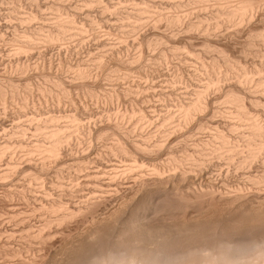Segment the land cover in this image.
<instances>
[{
	"label": "bare ground",
	"instance_id": "bare-ground-1",
	"mask_svg": "<svg viewBox=\"0 0 264 264\" xmlns=\"http://www.w3.org/2000/svg\"><path fill=\"white\" fill-rule=\"evenodd\" d=\"M32 2L35 3V8L30 11L27 10L28 12H23L21 6L12 3V6H10L11 14L17 22L6 23L8 26L16 28L11 38L14 46L8 55V61L11 62V71L8 69L10 71L9 78L6 81L0 80V110L5 113L7 108L12 105L11 108H17L13 119L17 117L24 118H18L19 121H13L12 125L7 127L5 117L1 115L0 111V128L4 134V140L0 141V161L2 162L5 157L8 159L7 167L0 169V184L14 186L7 188L2 198L4 201L0 200V264H264V0H164L167 7L174 8L170 10L171 12H169V8L167 12L165 6L162 7L159 4V0H121L122 10L119 8L121 6L113 7L103 0H82L76 8L78 10L75 9L76 11L69 9L70 3H68V0H46L44 2L46 12L38 2ZM161 2L163 1L161 0ZM183 7L192 10L186 9L191 12L192 18L190 16L189 19H186L187 15L186 17L183 15L185 12L188 13L186 10L182 14L179 13L183 11ZM175 9L176 11L173 12ZM177 10L180 11L177 12ZM203 11L205 12L202 14ZM93 12L94 14L96 12L100 14L98 16L101 17V21L102 17L106 21L107 17L114 18L112 14H122L121 17L117 15L120 17L117 18L121 21H118L120 24L116 26V29L120 30L121 36L118 33V37L115 36L118 39H120V36L122 41L126 43L130 39L128 34L133 35H131L133 40L137 33H140L139 30L143 31L140 28L149 23L150 26L153 24L155 27L161 26V28L163 24L172 33L171 36L166 35H169L170 32L160 35L159 31V35L155 32L156 36L152 31L153 38H149V34L148 38L146 34L145 36L142 35L145 39L141 38L143 41L135 44L140 53L127 58L123 56L124 54L123 57L119 54L120 57L117 60L115 59L113 65L109 64L110 66L106 65L105 57L96 54L97 56L91 59L95 61L94 67L102 70L101 72L108 79H117V77L119 79L121 76L132 82L137 79L133 77L132 72L137 64V67H139L136 70H141L139 61L143 59L141 55L144 49H152L151 51H153L158 48V54H160L154 55L161 58L162 62L171 60L172 56L180 58L182 55L185 59L187 56L197 63V65L195 64L197 66L196 70L193 68V75L196 79L191 78L192 83H188L192 84L193 87L185 90L188 95L186 94L184 98L180 94L183 99L176 104L174 103V108H168L167 106L165 112L162 110L163 113L158 114V117L154 120L156 131L150 132L148 130L150 133L147 132V135L143 133L144 136L141 139H137L135 136L137 128H144V125L152 119L150 116V118L148 117L143 108L129 107L130 109L123 111H120V109H117L118 111L114 109L97 110V114L101 111V123L97 127L94 125L95 128H92L90 123L84 120L83 117L85 116L82 117V113L80 114L76 110L77 106L72 111L58 109L63 100V104L66 103L65 100L73 102L70 88L68 86V89L65 86L61 78L55 79L50 75H46L47 83L38 87L42 95H51V97L57 99V101L54 99L53 102L59 103L56 104L58 111L55 110L56 108L47 110L44 107L45 105H39L40 103L38 105L31 104L34 101V97L30 100L33 91H29V88H25L18 83L21 82L20 80L17 82L14 79L16 75H23L28 72L30 66L24 62V59L33 56V54L37 56L35 54L37 47L42 49L43 45H48V47L49 45L56 47L60 45L61 47L62 43L74 41V39L81 42L89 34V30L98 29L96 27L100 26L101 21L92 15ZM193 12L198 13L196 17V14H194L195 18H193ZM206 12L209 14L206 15ZM83 13L86 14V18L84 17V20L81 19L82 22H80L78 18ZM4 25L0 23V43L4 40V35L1 34V27ZM226 28H232V30L234 28L235 31L228 34V31L224 30ZM179 30H183L182 34L186 38L182 35H180V38L183 37L184 41L187 37L191 38L195 34L196 36L199 34V37L203 35L201 37L204 39L201 40L202 47L199 49L195 46L196 44H192L193 41L190 38H188L189 42L187 43L177 41V38L181 40L179 39L181 32ZM177 31H179V34ZM222 31L226 32L223 33L224 36L227 34V36H233L236 33L240 34L242 31V33H247V37H243V47L240 48L242 45L238 46L239 43H237V47L235 46V49L239 47L241 52L238 50H235L238 53L233 52L234 46L232 45L234 44L232 43H230L231 48L227 42L226 44L220 41L218 42L221 44L217 43L218 39H214L213 36H219L218 33ZM223 34L220 36H223ZM174 35H178L177 38H171ZM136 39L135 42L137 43L138 40L136 41ZM171 40L174 42H171ZM83 41L85 43V40ZM80 42L79 45L82 44ZM132 42H129L130 45H132ZM171 43L174 44L171 45ZM118 45H115V47L118 48ZM111 46L113 45H109V47ZM119 46V50H121L122 45ZM40 48H37V51ZM57 50L59 51V49ZM253 53L256 54L254 58L257 59L254 60L253 58L254 62L252 63L253 60H249V58L250 56L253 57ZM103 54L106 56V53ZM183 54L186 56H183ZM156 56H152L154 57L152 60L159 61L155 59ZM184 58L181 60H185ZM195 65H192V67H195ZM67 66L65 70L70 72L72 75L70 77L73 80L78 81L80 89L90 97L99 96L94 83H92V86L89 81L94 72H92V67L79 64L74 67ZM184 67V71L189 70L188 66L185 65ZM181 73L176 74L181 76ZM177 75L173 76L176 78H173V81H178ZM26 78H23V80ZM116 82L115 85L118 83ZM137 82L140 83V81ZM24 84L26 86V82ZM134 84L138 85L136 82ZM178 84L177 82L175 86ZM142 85L144 84L142 83ZM169 85L171 86V83ZM143 88L146 87L143 86ZM172 88H169L172 93L177 92ZM126 91L128 89H125ZM135 91L139 92L136 89ZM149 91L156 92L155 89ZM122 92L125 94L124 90ZM35 93L37 92L35 91ZM142 94L140 99H143V96H146L148 92ZM213 94L216 95L212 98ZM129 95H125V97H129ZM48 96L47 99H49ZM107 97L113 100L115 96L112 94ZM135 97L139 98L138 95H135ZM40 98L44 99V97ZM212 100H215V102ZM211 101L214 102L215 106ZM216 101H218L217 106ZM42 103L46 102L43 101ZM29 109H33V111L29 112ZM153 112H156L155 109ZM29 113L32 115L29 116ZM217 113H221V116L218 115L224 117L223 122L220 121L223 123L221 125L217 124L222 118L213 117ZM209 114H212L213 119H218V122L215 123V120H211L212 117ZM211 121L214 122L211 123ZM193 123H196L195 126L199 131L201 130L200 132L208 131V133L206 132L208 137L205 136L204 139L200 137L201 140L194 141V144L188 140V143L192 145L186 144V140L190 139L187 138L185 140L187 146L179 150L171 149L172 151L170 150V154L168 153L166 161L163 163L158 162L156 154L159 156V152L163 148L164 151L167 144L170 145L172 141L176 140L177 132H182V135L185 128L191 132L193 127L190 126H193ZM195 126L193 129H197ZM189 127L190 129H188ZM187 130H184V132L188 133ZM30 133L33 138H30ZM174 133L176 134L174 135ZM172 135L176 138L173 139ZM109 136H112L114 140L110 143L107 142V148L105 149H107L108 155L112 158L120 155L122 158L125 157L124 160L128 159L130 162L127 165L125 163L126 166L122 167L121 170L117 168V165L113 166V170H111L114 172L110 173L108 183H106L107 181L104 182L103 177H101L104 174L101 176L98 174L99 171L101 172V170L108 167L107 161L101 156L92 155L91 161L97 162L101 170H95L98 172L93 174L87 168L88 172L93 175L89 176L90 180L87 179L89 178L87 175L86 181L93 183V190L91 194H89L90 192L89 195L87 194L88 196L82 195L86 197H82L80 204L71 203L77 199L76 196H80L78 190L84 188L81 185L79 186L78 181L83 184L85 180L82 182L77 180L76 173L79 172L71 173L68 177L70 181L67 180L69 182L63 181V177L53 180V186L59 190L57 193L47 190L48 186L47 189L43 190L47 182H45V175L48 173L50 165L52 167L51 163L57 162L59 166L65 162L63 161L65 157L63 156L62 159L61 156L64 153L63 151L68 152V150H71V152H75L73 148H77L78 145L84 142H89L93 138L106 141ZM171 137H173L172 140ZM71 152L69 151L68 154ZM9 154L11 155L7 156ZM73 154L75 155V153ZM154 154L156 158H154ZM88 158L90 159V157ZM109 158L108 160H110ZM61 160L62 162L59 163ZM77 161L78 163L74 165L75 170H86L85 167L89 163L86 164L83 159L80 161L79 157ZM122 164H124L123 159ZM216 164L221 165H219L220 168L218 167L217 172L218 177L221 176V181H223L221 186L215 185L213 178L211 180L214 184L210 183L211 181L205 184L206 181H203L204 183L202 182L201 185L198 184L199 182L197 183L199 187L192 186V183L196 182L205 170ZM110 165L109 168L112 167ZM222 165L225 166L222 167ZM224 171L227 173L230 171L243 173L244 180L241 179L242 181H238L239 183L235 180L237 183L232 184L233 181L231 183V180L227 177H222ZM23 172L28 176V179L14 182L16 178L14 177V179L13 176L17 174L21 176ZM129 176L133 177V182L127 188L125 186L126 189H122L120 184ZM104 178L107 180L106 176ZM50 184L52 187V183ZM104 184L108 187H104ZM112 185L116 187H111ZM118 185H120L123 192L119 193ZM39 188L43 190L42 193ZM38 190L39 192H37ZM29 193L36 200V204L31 207L27 204L29 207L26 209L17 207L15 203L13 205L6 202L19 197L24 199L26 203V200L29 199ZM115 195L120 196V202L116 207L110 208L103 216H92V218L90 216V220L86 219L88 224L85 230L83 229L77 234L64 232L59 243L55 242L57 233L64 226L66 227L75 218H85L90 214L92 215L104 203H107V199H112ZM116 198L118 199V197ZM79 202L80 200H78ZM14 240H19L26 245L20 243L19 246H15L14 243L12 244V242H15ZM33 241L35 245L37 243L38 252L24 256V246L26 248L27 246L31 247ZM47 247L48 254L43 251Z\"/></svg>",
	"mask_w": 264,
	"mask_h": 264
},
{
	"label": "rangeland",
	"instance_id": "rangeland-1",
	"mask_svg": "<svg viewBox=\"0 0 264 264\" xmlns=\"http://www.w3.org/2000/svg\"><path fill=\"white\" fill-rule=\"evenodd\" d=\"M17 1V2H16ZM32 1H36V2H38L42 7H43V9H44V12H46L47 10L45 9L46 7L44 6V2H46V0L44 1H42V0H12V2H11V0H7V2H6V0H0V23L1 24H5L6 25V23L8 22H10V23H14V22H17V20L12 16V12H11V10H10V6H12L11 4L13 3V4H16V5H18V6H21V8H22V10H23V12H26L27 10H31V9H34L35 8V3L34 2H32ZM105 3H109V4H111L113 7H118V6H121V7H119L121 10H122V4L120 3V1L121 0H103ZM158 1V0H157ZM163 2H161V0H159V4H161V6L162 7H164L165 8V10L168 12V8L169 7H167L165 4H164V0H162ZM20 2V3H19ZM73 2H74V4H73ZM78 2V3H77ZM80 2H82V0L80 1V0H76V1H72V0H68V3H70L69 4V9L71 10H74V11H76V10H78V9H76L77 8V6H79L80 5ZM158 3V2H157ZM21 4V5H20ZM118 4V5H117ZM162 4H164V5H162ZM8 5V6H7ZM25 6V7H24ZM3 7V8H2ZM31 7V8H30ZM167 7V8H166ZM76 9V10H75ZM174 8H169V12H171L170 10H173ZM187 9V8H186ZM186 9H184V7L182 8V10L183 11H181V12H179V13H184V10H186ZM2 10V11H1ZM71 10V11H72ZM187 10H190V11H192L190 8H188ZM186 10V11H187ZM176 11V9L173 11V12H175ZM178 11H180V10H177V12ZM193 11H195V10H193ZM209 10H207V12H208ZM28 12V11H27ZM95 12V11H94ZM94 12H93V14L92 15H94V17L95 18H97V19H100V21H101V17L100 16H98V15H100L98 12H96L95 14H94ZM188 13H184L183 15H185V17H186V15H187V18L186 19H189L190 18V16H191V12H189V11H187ZM197 12V11H196ZM196 12H193V18H195L197 15H198V13H196ZM205 11H203L202 12V14L204 13ZM205 13L206 15H208L209 13H210V11H209V13ZM122 13V12H121ZM261 13V12H260ZM260 13H258V14H260ZM194 14H196L195 15V17H194ZM204 14V15H205ZM83 15V16H82ZM82 15H79L80 17L78 18L79 19V21L82 19V21L84 20L83 18L86 16V14H82ZM102 15V14H101ZM117 15H119L120 17H121V15L122 14H112V16H114V18L112 19V18H108L107 17V20L106 21H104L103 19V17H102V21L100 22V26H98V27H96V28H98V29H91V30H89L88 31V35H86L85 37L87 38H85V39H83V40H85V43H84V41L82 40L81 42L79 41V40H77V39H74V41H69V42H65V43H62L63 45H61V47H60V45L58 46V47H56V46H50L49 45V47H48V45H45L47 48H44L45 46L43 45V49L42 48H40V47H37V48H40V49H38V51H37V48H36V55L37 56H34V54H33V56L31 55V56H28L27 58H25L24 59V62H26V63H28L29 64V70H28V72L26 73V74H23V75H16L15 77H14V79L18 82V80H20L21 82H18V83H20L23 87H25V88H29L28 90L29 91H33L32 93H31V95H30V100L31 99H33L32 97H34V101H33V103L31 102V104H36V105H38L39 103V105H42V106H44L45 108H47V110L48 109H50V110H54L55 108V110H57L58 111V109H63V110H69V111H72V110H75L74 108H76L75 106H77V108H76V110H78V112L82 115V117L83 116H85V117H83L84 118V120L86 121V122H89L90 123V125H91V127L92 128H95V126L97 127L98 125H100V123H101V117H100V112L101 111H103V110H116V111H118L119 109H120V111H123V110H127V109H130V108H132V107H138V108H143V110H145V112H146V114H148V117L150 116L152 119H151V121L149 122H147L145 125H144V128L143 127H139V128H137V132H135L136 134H135V136L137 137V139H141V138H143L142 136H144V134L145 135H147V132L148 133H150V132H154V131H156L154 128H156L155 127V123H154V120H155V118L156 117H158L157 115L158 114H161V113H163V111L164 110H167V106H168V108L169 107H171V108H174V103L176 104L178 101H180L181 99H183V98H181V97H184L185 98V96H186V91L185 90H187V89H192V84H188V83H192V79H194L195 77H194V72H193V68H194V70H196V65H197V63H195L194 61H192L191 59H189L185 54H183V56H186V59L184 58V57H182V55L180 56V58L182 57V58H184L185 60H186V62H185V60H181L179 57H177V56H172L173 58H171V60L169 59V60H167V61H163L162 62V59L161 58H159V57H157L156 55L158 54V48H155V50H153V51H156V52H153V51H151L152 49H144V52H142V55H141V58H143V59H141V61H139L140 62V65H141V67H140V69L141 70H136L138 67H137V63H135V64H137L136 65V68H133L134 69V71L132 72V74L134 75H132L134 78H137V79H135V80H133V82L130 80H128V78L127 79H125V78H123L124 76H119L120 78L118 79V77H117V79H112V78H109L108 79V77H106V76H104L103 75V72H101L102 70H100V69H98V68H96V67H94L95 66V61L94 60H91V59H94L95 58V56H97V55H101V56H103V57H105L104 58V61H105V63H106V65H108V66H110V65H113L114 64V61H115V59L117 60L120 56L121 57H125L126 56V58L127 57H129V56H133V55H136V54H138V53H140V52H138L139 51V49L137 50V46H135V44H138V43H140V42H142L143 41V39H145V37H143V36H145V34L147 35L146 37L148 38L149 36V38H153L152 36H153V34H151L152 33V31L155 33V32H157V34L159 33V31H160V35H162L163 33H169V35L168 34H166L167 36H171L170 34H172L171 33V30L169 31V29L167 28V27H165L163 24H162V28H161V26H154L152 23V26H150V23L147 25V24H145L143 27H141L140 29H142L143 31H141V30H139L140 31V33H137V36L134 34V36H136V37H134V39L132 40V38H131V35L132 34H128V36L130 37V39L127 41L128 43H126L125 41H122V39H121V32H119L120 30H118V29H116V26H118L119 24H120V22H118V21H121L119 18V16H117ZM116 17V18H115ZM117 17H119V18H117ZM4 18V19H3ZM86 18V17H85ZM106 18V17H105ZM191 18H192V16H191ZM108 19H110V20H108ZM119 19V20H118ZM2 20V21H1ZM6 20V21H5ZM5 21V22H4ZM41 21V20H40ZM82 21H80V22H82ZM108 21V22H107ZM114 21V22H113ZM38 22H39V20H38ZM116 22V23H115ZM7 23V24H8ZM118 23V24H117ZM102 24V25H101ZM2 26L1 27V34H3L4 36H3V38H4V40L3 41H1V43H0V80H2V81H6L7 80V78H9V72L11 71L10 69H11V62H9L8 61V55H9V53H10V50L13 48V42H12V40H11V38H12V36H13V33H14V29L16 28V27H14V26H8V25H6V26ZM161 25V24H160ZM108 26V27H107ZM157 27H159V28H157ZM7 28V29H6ZM103 30H102V29ZM108 28V29H107ZM100 29V30H99ZM150 29H152L151 31H150ZM153 29H155L156 31H154ZM228 28H226V29H224L228 34L229 33H231L232 31L234 32L235 30H234V28H233V30H232V28H230V29H228ZM223 30V31H224ZM231 30V31H230ZM107 31V32H106ZM179 31H181L180 32V34H179ZM179 31H177V33L179 34V39H181V40H178V38H177V36H175L174 35V37H171V38H177L176 40L177 41H184V38L183 37H185L184 36V34H182V31L183 30H179ZM219 32L218 34H219V36H217V35H215L216 37H214L213 36V38L214 39H218L217 40V43L218 44H221L220 42H225V44H226V42H227V44H230V43H232V44H234V45H232V46H234V48L232 49V51L234 52L235 50H238L239 51V47L237 48V49H235V46L237 47V43H239V45L238 46H240V44L242 45V43H244L243 42V37L244 36H246V32H247V28H246V32L245 33H236V32H238V31H236L235 33L236 34H232L233 36H231V35H229V36H227L226 34V36H224V34L223 33H226V32ZM230 31V32H229ZM91 32V33H90ZM99 32H101V33H99ZM113 32V33H112ZM232 32V33H233ZM97 33V34H96ZM107 33V34H106ZM120 35L119 36V38L120 39H118L117 37H118V34ZM176 33V34H177ZM184 33V32H183ZM6 34V35H5ZM91 34V35H90ZM148 34H149V36H148ZM156 34V33H155ZM155 34H154V36H155ZM157 34H156V36H157ZM221 34H223V36H220ZM243 34V35H242ZM109 35H110V37H109ZM117 37H116V36ZM143 35V36H142ZM159 35V34H158ZM180 35H182L183 37L182 38H180L181 36ZM199 34H197V36H196V34H195V36H192L191 38L190 37H187V39L188 38H190V40H192L193 42H192V44L194 43V44H196L195 46H197L199 49L202 47L201 45H202V41L201 40H204V39H202L201 37L203 36V35H200L201 37H199L198 36ZM240 35V36H239ZM6 36V37H5ZM115 36V37H114ZM133 36V35H132ZM140 36V37H139ZM155 36V37H156ZM242 36V37H241ZM89 37H90V40H89ZM128 37V38H129ZM247 37V36H246ZM246 37H245V39H246ZM99 38V39H98ZM137 38V39H136ZM141 38H143V39H141ZM170 38V39H171ZM186 38V37H185ZM199 38H201V39H199ZM204 38V37H203ZM117 39V40H116ZM135 39H136V41H137V43L135 42ZM183 39V40H182ZM185 40L184 42H189V39L188 40ZM234 39V40H233ZM77 40V41H76ZM133 42H132V41ZM141 40V41H140ZM196 40V41H195ZM80 43H82V44H78L79 42ZM93 41V42H92ZM123 43H122V42ZM170 41V40H169ZM174 41H175V39H174ZM174 41H172L171 40V42H174ZM218 41H220V42H218ZM245 41V40H244ZM75 42V43H74ZM104 42V43H103ZM132 42V45H130V43ZM201 42V44L199 45V43ZM241 42V43H240ZM9 43V44H8ZM67 43V44H66ZM93 43V44H92ZM101 43V44H100ZM118 43H119V45H122L121 46V50H119L120 49V46L118 45ZM170 43V42H169ZM168 43V44H169ZM178 43V42H177ZM223 43H222V45H223ZM66 44V45H65ZM88 44H90V45H88ZM98 44V45H97ZM105 44V45H104ZM124 44H125V46H124ZM128 44V45H127ZM133 44H134V46H133ZM174 43H171V45H173ZM190 44V43H189ZM65 45V46H64ZM75 45V46H74ZM109 45H113V46H111L112 48H114L113 50H112V48L111 47H109ZM115 45H118V48H117V46L115 47ZM127 45V46H126ZM76 46H78V47H76ZM81 46V47H80ZM86 46V47H85ZM88 46V47H87ZM129 46V47H128ZM166 46H168V45H166ZM200 46V47H199ZM230 46V48H231V44L229 45ZM51 47V48H50ZM75 47V48H74ZM93 47V48H92ZM101 47V48H100ZM241 47H243V45L242 46H240V48ZM49 48V49H48ZM66 48V49H65ZM95 48V49H94ZM111 48V49H110ZM115 48H116V50H115ZM127 48V49H126ZM196 48V47H195ZM4 49V50H3ZM53 49V50H52ZM57 49H59V51L57 50ZM48 50V51H47ZM74 50V51H73ZM86 50V51H85ZM101 50V51H100ZM104 50V51H103ZM112 52H111V51ZM149 50V51H148ZM46 51V52H45ZM96 51V52H95ZM110 51V52H109ZM127 51V52H126ZM45 54H44V53ZM60 52V53H59ZM83 52V53H82ZM115 52V53H114ZM131 52V53H130ZM137 52V53H136ZM146 52H148V53H146ZM236 53H238L237 51H235ZM239 52H241V49H240V51ZM82 53V54H81ZM98 53H102V54H98ZM103 53H106L105 55L106 56H104V54ZM77 54V55H76ZM81 54V55H80ZM87 54H89L88 56H87ZM97 54V55H96ZM120 54V56H118ZM124 54V55H123ZM131 54V55H130ZM153 54V55H152ZM154 54H156V55H154ZM160 54V53H159ZM158 54V55H159ZM209 55H210V53H208ZM250 55H251V53H249ZM254 54V53H253ZM252 54V55H253ZM47 55V56H46ZM69 55V56H68ZM76 55V56H75ZM123 55V56H122ZM147 55V56H146ZM256 54H254L253 55V57H251L250 56V58H249V60H253V58H254V56H255ZM71 56V57H70ZM152 56H156L155 57V59L156 60H159V61H155V60H152V58H154V57H152ZM207 56V55H206ZM31 57V58H30ZM44 57V58H43ZM73 57H74V59H73ZM85 57V58H84ZM92 57V58H91ZM113 57V58H112ZM176 57V58H175ZM209 57V56H208ZM58 59V61H57V59ZM175 58V59H174ZM252 58V59H251ZM82 59V60H81ZM257 59V58H256ZM255 58H254V60H256ZM33 60V61H32ZM146 60V61H145ZM190 60H191V62H190ZM254 60L252 61V63L254 62ZM43 61H44V63H43ZM55 61V62H54ZM66 61V62H65ZM74 61V62H73ZM78 61V62H77ZM109 61H110V63H109ZM144 61V62H143ZM182 63H181V62ZM9 62V63H8ZM41 62V63H40ZM63 62V63H62ZM138 62V63H139ZM147 62V63H146ZM157 62V63H156ZM160 62V63H159ZM162 62V63H161ZM166 62V63H165ZM94 63V64H93ZM108 63V64H107ZM118 63V62H117ZM141 63H144V64H141ZM174 63V64H173ZM192 63V64H191ZM249 63L251 64V62L249 61ZM41 64V65H40ZM44 64V65H43ZM78 64L79 65H82V66H86V67H92L91 69H92V76L89 78V81H90V83L92 84V83H94V87H96L95 89L98 91V97H90L89 95H87L86 94V92H84L82 89H80L79 88V84L77 83L78 81H75V80H73L72 79V77H70V76H72L71 74H70V72L68 71H66L65 69H67V65H70V66H78ZM87 64V65H86ZM110 64V65H109ZM135 64H133L134 66H135ZM160 64H162V65H160ZM186 65V67L190 70V68H192V70H190V71H192L193 73H191L189 70H183V67ZM196 64V65H195ZM65 65V66H64ZM142 65H144V66H142ZM150 65V66H149ZM164 65V66H163ZM182 65H183V67H182ZM192 65H195V67L193 66L192 67ZM67 66V67H66ZM133 66V67H134ZM177 68H176V67ZM4 67V68H3ZM66 67V68H65ZM143 67V68H142ZM162 67V68H161ZM33 68V69H32ZM57 68V69H56ZM96 68V69H95ZM148 68H150V69H148ZM185 68V67H184ZM186 68V69H187ZM5 71H4V70ZM10 71H9V70ZM32 69V70H31ZM162 69H164V70H162ZM136 70V71H135ZM38 71V72H37ZM55 71H57V72H55ZM159 71V72H158ZM3 72V73H2ZM145 72V73H144ZM163 72V73H162ZM166 72V73H165ZM182 72V73H181ZM188 72V73H187ZM190 72V73H189ZM95 73V74H94ZM144 73V74H143ZM158 73V74H157ZM161 73V74H160ZM176 73H181V76H180V74H176ZM32 74V75H31ZM182 74H183V77H184V79H183V77H182ZM190 74V75H189ZM26 75V76H25ZM36 75V76H35ZM46 75H50L51 77H53V78H55V79H58V78H61L63 81H64V83H65V86L68 88V86H69V91L71 92V96H72V98H73V102H71L70 100H65V102L66 103H64L63 104V102H64V100L62 101V103H61V105H59V107L57 106L59 103L57 102H53L54 101V99L57 101V99L55 98V97H51V95L50 96H48V95H42L41 94V92H39V86H41V85H44V84H46L47 82H46ZM52 75H54V76H52ZM60 75V76H59ZM94 75H95V77H94ZM151 75V76H150ZM178 76V81L177 80H175V81H173L174 79H176V78H174L175 76ZM190 76V78H189V76ZM7 76V77H6ZM20 78H19V77ZM104 76V77H103ZM142 76V77H141ZM174 76V77H173ZM180 76V77H179ZM192 76V77H191ZM4 77V78H3ZM18 77V78H17ZM25 77H27L26 79H24L23 80V78H25ZM42 77V78H41ZM66 77V78H65ZM152 77V78H151ZM189 79H191V80H189ZM106 78V79H105ZM145 81V83H144V81L142 80V79ZM151 78V79H150ZM174 78V79H173ZM22 79V80H21ZM42 79V80H41ZM123 79V80H122ZM139 79V80H138ZM169 79V80H168ZM171 79V80H170ZM181 80V82H180V80ZM196 79V78H195ZM119 80V81H118ZM122 80V81H121ZM158 80V81H157ZM23 81V82H22ZM117 81L118 83H120V84H118L117 82V84L115 85V82ZM129 81V82H128ZM137 81H140V83L139 82H137ZM169 81H170V83H171V86L169 85L170 83H169ZM173 83H172V82ZM24 82H26V86L28 85V87H26L25 86V84H24ZM39 82V83H38ZM75 82H76V86H75ZM95 82H97L96 84H95ZM102 82V83H101ZM108 82V83H107ZM110 82V83H109ZM112 82V83H111ZM132 82V83H131ZM138 83V85L137 84H134L133 85V83ZM144 84V85H142V83ZM152 82V83H151ZM175 82V83H174ZM179 83L178 85H176L175 86V84L176 83ZM31 83V84H30ZM123 83V84H122ZM128 83V84H127ZM158 85H157V84ZM77 84H78V86H77ZM101 84V85H100ZM114 84V85H113ZM145 84H147L146 86H145ZM110 85V86H109ZM142 85V86H141ZM167 85V86H166ZM30 86H31V88H30ZM75 86V87H74ZM92 86H93V84H92ZM137 86H138V88H137ZM143 86L144 87H146V88H143ZM151 86V87H150ZM174 86V87H173ZM185 86H186V89H185ZM189 86H191V87H189ZM78 87V88H77ZM124 87V88H123ZM140 87H142V88H140ZM173 87V88H172ZM177 87V88H176ZM187 87H189V88H187ZM38 88V89H37ZM104 88H106V89H104ZM109 88V89H108ZM112 88V89H111ZM131 88V89H130ZM163 89L162 91H161V89ZM169 88H172L173 90H176L177 92H175V93H172L171 91H170V89ZM125 89H128V91H126L125 92ZM130 89V90H129ZM132 89H134V90H132ZM135 89L136 90H138L139 92H137V91H135ZM146 89V90H145ZM153 89V91H154V89H155V91L156 92H150L149 90H152ZM156 89H158V90H156ZM169 89V90H168ZM182 89V90H181ZM122 90H124V93L125 94H123V92H122ZM140 90H141V92H140ZM144 90V91H143ZM35 91L37 92V93H35ZM76 91V92H75ZM82 91V92H81ZM108 91V92H107ZM130 91V92H129ZM133 91V92H132ZM146 91V92H145ZM161 91V92H160ZM128 92V94H130L129 95V97H125V95L126 96H128V94H126ZM131 92H132V94H131ZM134 92H135V94H134ZM147 94V92H148V94L145 96L144 94L145 93ZM170 92V93H169ZM174 92V91H173ZM39 93H40V95H39ZM75 93H76V95H75ZM102 93V94H101ZM109 93H112L115 97L113 98V100L111 101L110 99H108L109 97H107V96H111L112 94H109ZM116 93V94H115ZM139 93H140V95H139ZM142 93H144V94H142ZM150 93V94H149ZM152 93V94H151ZM162 93V94H161ZM179 93V94H178ZM32 94H33V96H32ZM84 94V95H83ZM123 94V95H122ZM134 94V95H133ZM141 94L142 95H144L143 96V99H140L142 96H141ZM168 94V95H167ZM182 96H181V95ZM184 94V95H183ZM36 95V96H35ZM119 95V96H118ZM133 95V96H132ZM135 95L137 96H139V98L138 97H135ZM188 95V94H187ZM216 94H213L211 97L213 98L214 96H215ZM38 96V97H37ZM47 96H48V98L50 99H47ZM117 96V97H116ZM158 96V97H157ZM181 96V97H180ZM40 97H44V99L43 98H40ZM52 99H51V98ZM104 97V98H103ZM106 97V98H105ZM122 97V98H121ZM145 97V98H144ZM148 97V98H147ZM76 100H75V99ZM80 98V99H79ZM84 98V99H83ZM132 98V99H131ZM134 98V99H133ZM157 98H159V99H157ZM172 98V99H171ZM36 99V100H35ZM165 99V100H164ZM179 99V100H178ZM215 99V98H214ZM46 100V101H45ZM52 100V101H51ZM74 100H75V102H74ZM86 100V101H85ZM97 100V101H96ZM106 100V101H105ZM135 100V101H134ZM142 100V101H141ZM177 100V101H176ZM216 100V99H215ZM215 100H212V101H214L215 102ZM39 101V102H38ZM46 102V103H42V102ZM51 101V102H50ZM118 101V102H117ZM128 101V102H127ZM134 101V102H133ZM211 101V102H212ZM77 102H80V103H77ZM90 102V103H89ZM132 104H131V103ZM214 102H212L213 104H214ZM217 102V104H216V106L218 105V101H216ZM71 103V104H70ZM85 103V104H84ZM92 103V104H91ZM94 103V104H93ZM135 103V104H134ZM147 103V104H146ZM160 103V104H159ZM57 104V105H56ZM68 104H69V106H68ZM87 104V105H86ZM142 104V105H141ZM150 104V105H149ZM154 106H153V105ZM213 104H211V105H213ZM56 105V106H55ZM136 105V106H135ZM156 105H158V106H156ZM165 105V106H164ZM10 106H12V105H10ZM9 106V107H10ZM48 106V107H47ZM151 108H150V107ZM214 106H215V104H214ZM7 108V110L5 111V113H4V111L3 110H0L1 111V115L3 116V117H5V122H6V126L8 127L9 125L11 126L12 125V122L13 121H19V120H17L19 117H17V118H14L13 119V115L15 116V111L17 110V108H15V107H10V108ZM57 107H58V109H57ZM66 107V108H65ZM104 107V108H103ZM130 107V108H129ZM146 107V108H145ZM148 107V108H147ZM65 108V109H64ZM84 109V110H81V109ZM94 108H95V110H94ZM97 108V109H96ZM126 108V109H125ZM155 109V111L156 112H153L154 111V109ZM158 108V109H157ZM161 108V109H160ZM163 108V109H162ZM11 109V110H10ZM118 109V110H117ZM81 110V111H80ZM93 110H94V113L92 114V112H93ZM97 110H101L100 112H98V114H97ZM148 110V111H147ZM163 110V111H162ZM11 111H13V112H11ZM30 111H33V109H29V112ZM83 111V112H82ZM85 111V112H84ZM95 111H96V113H95ZM160 113H159V112ZM11 112V113H10ZM165 112V111H164ZM150 113H151V115H150ZM157 113V114H156ZM11 114H12V116H11ZM31 113H29V116H31L30 115ZM221 114V113H217V114H215L213 117L214 118H217V117H220L219 115ZM6 115V116H5ZM155 115V116H154ZM210 115V114H209ZM208 116V115H207ZM211 117H212V114L210 115ZM215 116H217V117H215ZM223 116V115H222ZM89 117H90V119H89ZM149 117V118H150ZM211 117H209V118H211ZM213 117L211 118V120L213 119ZM22 118H24V117H21V118H19V119H22ZM26 118V117H25ZM88 118V119H87ZM207 119H208V117H206ZM220 118H222V119H220L219 120V122H218V119H213V120H215V123H217L218 122V124L217 125H221V124H223L222 122H223V120H224V117H220ZM16 119V120H15ZM210 120V119H209ZM91 121V122H90ZM217 121V122H216ZM220 121H222V122H220ZM212 122H214V121H211V123ZM8 123V124H7ZM15 123V122H14ZM94 123V124H93ZM96 123V124H95ZM150 123H151V126H150ZM154 123V124H153ZM196 124V123H195ZM195 124L193 123V126L191 125L190 127H193L194 128V126H195ZM95 125V126H94ZM216 125V124H215ZM9 126V127H10ZM146 127H147V129H146ZM153 127V128H152ZM190 127L188 128V129H190ZM196 128H197V126H195ZM191 129V132H190V130H187L186 128L184 129V130H187V131H189L188 133L186 132H184V130H183V134L181 135V133L182 132H177L178 134H180V135H176V137H174L173 135V137H171V140H172V138L173 139H175L176 138V140H174V142L172 141V144H167V146H165L166 148L169 146V148H165V150L163 151V149L161 150V152H159L160 154H159V156H158V154H156L157 155V161L158 162H165L166 161V159H167V157H168V155L170 154V152L172 151L171 149H181V148H183V147H185V146H187L188 144L189 145H192V144H194V141H197V140H199L200 139V137H202L201 139H204L205 138V136L206 137H208V131H206V132H200L199 130H198V128L197 129ZM151 129V130H150ZM157 129V128H156ZM150 132H149V131ZM153 130V131H152ZM193 130V131H192ZM145 131V132H144ZM144 133V134H143ZM139 134V135H138ZM176 133H174V135H175ZM29 135V134H28ZM4 134H3V130L0 128V141H3L4 140ZM30 138H33V137H31V133H30ZM141 136V137H140ZM135 137V138H136ZM180 137V138H179ZM182 137V138H181ZM199 137V138H198ZM179 138V139H178ZM187 138H190V139H187ZM195 138V139H194ZM198 138V139H197ZM187 139V140H186ZM200 139V140H201ZM112 140H114V138L112 137V136H109V139L108 140H106V141H101V140H96V139H94L93 138V140H91V141H89V142H84V143H82L81 145H78V147L77 148H73V150L75 151V152H71V150H68V152H66V151H63L64 153H62L61 154V156H62V159L65 157V160L63 159V161H65L63 164H60L59 166H58V163L57 162H52L51 164H52V167H51V165H50V167H49V170H48V173H51V174H46L45 175V187H44V189L43 190H45V189H47L48 187L50 188L51 187V184L50 183H52V187L49 189H47V190H49L50 192H58L59 190L58 189H56V187H54L53 186V180H55V179H57L58 177H63V181L65 180L66 182H69L70 181V179H68V177H69V175L71 174V173H73V174H75V171L76 172H79V173H76L77 174V176H78V179L77 180H80L81 182L82 181H84L83 182V184L81 183L80 184V182L78 181V183H79V186L81 185V187L83 186L84 188H82V189H77L78 190V193L80 194V196L78 195V193H77V195L79 196V198H78V196H76V198L77 199H75V201H72L71 203L73 204V203H75V204H80L81 203V200H82V197L83 198H85L86 196H88L89 194H91V191L93 190V183H90V181L88 182V180L86 181V178H87V175H88V177L91 175H93L94 173H97L99 170H101L100 168H99V165H98V163L97 162H92L91 160H92V157L93 156H101L102 158H104L105 159V161H107V163H108V167L107 168H105V169H103V170H101V172L99 171L98 172V174L101 176L102 174H104V176H101V177H103V179H104V182L105 181H107L106 183H108V179H109V176L112 174V172H114V171H112L113 170V166H116L117 165V168H119L120 170H121V168L122 167H125L127 164H128V162H130V160L128 161V159H125V160H127L126 162H124L125 160H124V158L125 157H123L122 158V156H120V155H116L114 158H112V156L110 157V155H108V153H107V149H105V148H107V142H112ZM187 142H186V141ZM190 141V143L191 142H193L192 144H190V143H188L189 141ZM199 140V141H200ZM96 143H95V142ZM183 142V143H182ZM185 142H186V144H185ZM198 142V141H197ZM98 143V145H96ZM108 143V144H109ZM171 143V142H170ZM86 145V146H85ZM88 145V146H87ZM92 147H93V149H92ZM98 147V148H97ZM103 148V149H102ZM78 149V150H77ZM83 149V150H82ZM90 149V150H89ZM99 149H100V151H99ZM72 150V151H73ZM82 150V151H81ZM88 150V151H87ZM171 150V151H170ZM69 151L71 152L70 154H68L69 153ZM77 151V152H76ZM87 151V152H86ZM169 151V152H168ZM82 152V153H81ZM99 152V153H98ZM73 153H75V155L73 154ZM77 153V154H76ZM102 155H101V154ZM105 153V154H104ZM107 153V154H106ZM164 153V154H163ZM169 153V154H168ZM71 154H72V156H71ZM97 154V155H96ZM11 154H9V155H7V156H10ZM88 155V156H87ZM93 155V156H92ZM105 155H107V156H105ZM166 155V156H165ZM64 156V157H63ZM154 156H155V154H154ZM164 156V157H163ZM75 157H76V159H75ZM78 157H79V159H80V161L83 159V161L87 164V163H89V165L91 166V167H85L86 168V170H80V171H77V170H75V166L74 165H76V163H78ZM82 157V158H81ZM87 157V158H86ZM88 157H90V159L88 158ZM106 157V158H105ZM110 157V158H109ZM117 157V158H116ZM72 158V159H71ZM108 158L110 159V160H108ZM154 158H156V156L154 157ZM112 159H113V161H112ZM115 159V160H114ZM122 159H123V163L124 164H122ZM121 160V161H120ZM155 160V161H156ZM7 161H8V159H7V157H5V159L4 160H2V162L0 161V163H2L3 164V166H2V164H0V169H2V168H5V167H7ZM67 161V162H66ZM77 161V162H76ZM5 162H6V164H5ZM62 162V160L59 162V163H61ZM75 163V164H74ZM95 163V164H94ZM110 163H111V165H112V167H111V165H110ZM115 163V164H114ZM125 163H126V165H125ZM55 164V165H54ZM92 164V165H91ZM109 165H110V167L111 168H109ZM220 164H216V165H212L211 166V168L209 167L207 170H205V172H204V174H206V175H204V174H202V176L200 177H198V178H200V179H198L197 178V180H196V182H194V183H192L193 185L192 186H196V187H199V185H201V184H203L205 181H206V183L205 184H208L207 182H210V183H213V181L212 180H214V183H215V185L216 184H218V185H220L221 186V182H223V181H221V176H220V178L218 177V170H219V168H220V166H219ZM57 166V167H56ZM223 166H225V165H222V167ZM70 167V168H69ZM96 167H98V168H96ZM219 167V168H218ZM54 170H53V169ZM66 168V169H65ZM87 168L90 170H87ZM214 168V169H213ZM62 169V170H61ZM106 169H107V171H106ZM108 169H112L111 171L110 170H108ZM211 170V172H210V170ZM53 170V171H52ZM60 170V171H59ZM95 170H98L97 172L95 171ZM106 172H105V171ZM118 170V169H117ZM120 170H118V171H120ZM209 170V171H208ZM51 171V172H50ZM87 171V172H86ZM90 173H93V174H90ZM94 171V172H93ZM213 171V172H212ZM60 172V173H59ZM231 172V173H230ZM229 173H227L226 171H224L223 173V176L222 177H227L229 180H231V183H232V181H233V183L232 184H236L238 181L239 182H241L242 180H244V177H243V173L241 174L240 172H238V173H234V171L232 172V171H230ZM88 173V174H87ZM111 173V174H110ZM208 173V174H207ZM226 173V174H225ZM240 173V174H239ZM20 174V173H19ZM80 174V175H79ZM85 175V176H84ZM227 175V176H226ZM228 175H232V177L230 178V176H228ZM233 175H234V177H233ZM237 175V176H236ZM17 176H18V174L17 175H15V176H13V178L15 179V181L14 182H19V181H24V180H26V179H28V176H26L25 175V173L23 172V173H21V176L19 177L18 176V178H17ZM90 176V177H91ZM107 177V180H106V178H104V177ZM203 176H204V178H203ZM240 176V177H239ZM51 177V178H50ZM65 177V178H64ZM82 177V178H81ZM90 177L89 178H87V179H89L90 180ZM208 177V178H207ZM218 177V178H217ZM237 177V178H236ZM211 178H213L212 180H211ZM24 179V180H23ZM133 177L131 178V176H129V178L128 179H125V180H123L124 182H122L120 185H121V187H122V189H124L125 188V186H126V188H127V186L128 185H130L131 184V182H133ZM220 179V180H219ZM242 179V180H241ZM67 180H69V181H67ZM209 180V181H208ZM235 180H237V182L235 181ZM241 180V181H240ZM52 181V182H51ZM130 181V182H129ZM200 181H201V183H200ZM204 181V182H203ZM216 181V182H215ZM199 182V183H198ZM203 182V183H202ZM238 182V183H239ZM85 183H86V185H85ZM128 183V184H127ZM199 185H198V184ZM213 183V184H214ZM125 184V185H124ZM5 184H3V185H1L0 184V200H2V201H4L2 198H3V194L7 191V188L9 189V188H12V187H14L13 185L12 186H10V185H8V184H6L5 186H4ZM120 185H118L117 187H118V189H119V193L120 192H123L122 191V189L120 188ZM8 186V187H7ZM48 186V187H47ZM91 186V187H90ZM107 185L106 184H104V187H106ZM114 186V188L116 187L115 185H112L111 187H113ZM194 186V187H195ZM108 187V186H107ZM52 188H55V189H52ZM78 188H80V187H78ZM125 188V189H126ZM41 188H39V190H40ZM39 190L37 191V192H39ZM43 190L41 189V193L43 192ZM52 190V191H51ZM54 192V193H55ZM82 192V193H81ZM90 192V193H89ZM89 193V194H88ZM30 194V193H29ZM88 194V195H87ZM106 194V193H105ZM82 195H86V196H82ZM29 196V199L28 200H26V203H25V201H24V199H21V198H19V197H15V198H13L12 200H9V201H6L8 204H13L14 205V203H15V205L17 206V207H20V208H22V209H26V208H28L29 206L31 207L32 205H34V204H36V200H34V198L33 197H31L32 195L30 194V195H28ZM116 197H118V199L116 198ZM17 198V199H16ZM115 198V199H114ZM112 199H114V200H112ZM110 198V199H107V203H104L95 213H93L92 215L90 214V215H88V216H86L85 218H82V217H78V218H75L74 220H72V222H70L68 225H66V227L64 226L60 231H61V233H60V231L57 233V236H56V239H55V242L56 243H59V241L61 240V238H62V235H63V233L65 232V233H74V234H77V233H80L81 231H83V229L85 230L86 228L85 227H87V222H86V219H91L92 218V216H103L108 210H110V208L111 209H113L114 207H116L119 203L118 202H120L119 200H120V196L119 195H115V197H113V198ZM32 200H33V202H32ZM78 200H80V202L78 203ZM111 200V201H110ZM117 200V201H116ZM31 203H30V202ZM38 201V200H37ZM1 202V201H0ZM20 202H22V203H20ZM24 203V204H23ZM27 204H29V206L27 205ZM23 206V207H22ZM90 216H91V218H90ZM33 221H35V220H33ZM82 229V230H81ZM60 236V238H58ZM15 242H12V244L14 243V245L15 246H19L20 245V243L21 244H23V245H26V244H24V243H22L21 241H19V240H14ZM19 242V244H17V243ZM16 243V244H15ZM33 244H32V246L30 247V246H27V248H26V246H24L23 248H24V251H23V255L24 256H28V255H32V253L34 252V253H37L38 252V246H37V243H36V245H35V242L33 241L32 242ZM31 248V249H30ZM25 250H27V251H25ZM44 252H47V254H48V247H47V249L45 248L44 250H43ZM33 253V254H34Z\"/></svg>",
	"mask_w": 264,
	"mask_h": 264
}]
</instances>
